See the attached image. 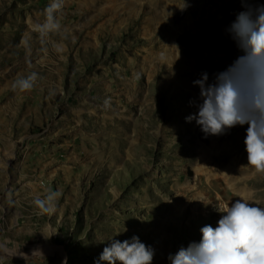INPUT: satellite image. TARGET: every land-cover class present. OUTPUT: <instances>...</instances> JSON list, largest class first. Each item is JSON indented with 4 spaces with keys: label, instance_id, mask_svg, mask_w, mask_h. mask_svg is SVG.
I'll list each match as a JSON object with an SVG mask.
<instances>
[{
    "label": "rangeland",
    "instance_id": "374dc122",
    "mask_svg": "<svg viewBox=\"0 0 264 264\" xmlns=\"http://www.w3.org/2000/svg\"><path fill=\"white\" fill-rule=\"evenodd\" d=\"M51 2L0 0V264H96L133 236L171 264L226 191L264 207L248 125L205 137L186 121L193 82L243 55L227 31L242 0H64L42 35ZM56 192L53 212L35 205Z\"/></svg>",
    "mask_w": 264,
    "mask_h": 264
},
{
    "label": "clouds",
    "instance_id": "9594fccd",
    "mask_svg": "<svg viewBox=\"0 0 264 264\" xmlns=\"http://www.w3.org/2000/svg\"><path fill=\"white\" fill-rule=\"evenodd\" d=\"M242 2L245 10L227 31L243 55L217 73L213 82L209 83L206 72L193 82L200 89V102L195 104L198 111L186 121H195L205 137L248 125L244 141L248 165L264 171V4L255 0ZM63 7L64 0H52L45 9L46 21L37 25L42 35L60 31L57 14ZM172 47L178 49L177 45ZM39 79L36 72L18 77L13 90L30 91ZM59 195L50 193L46 200L37 199L34 203L45 212H53ZM216 208L221 214L218 226H203L201 241L170 255L171 264H264V207L236 199L230 206ZM18 255L28 258L22 252ZM154 255V250L137 236L124 241L114 238L103 248L96 264H152Z\"/></svg>",
    "mask_w": 264,
    "mask_h": 264
},
{
    "label": "bare ground",
    "instance_id": "6f19581e",
    "mask_svg": "<svg viewBox=\"0 0 264 264\" xmlns=\"http://www.w3.org/2000/svg\"><path fill=\"white\" fill-rule=\"evenodd\" d=\"M220 157L221 156H219V158ZM223 198H224V200H229L231 203L234 202L236 199H240L237 193H235V192H229V191H226L224 193ZM242 199L245 200V196L244 195L242 196Z\"/></svg>",
    "mask_w": 264,
    "mask_h": 264
}]
</instances>
